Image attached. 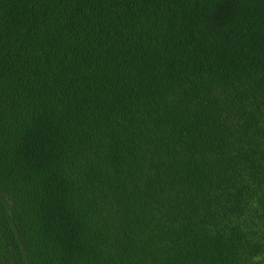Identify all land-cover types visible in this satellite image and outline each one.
I'll list each match as a JSON object with an SVG mask.
<instances>
[{"label":"trees","instance_id":"obj_1","mask_svg":"<svg viewBox=\"0 0 264 264\" xmlns=\"http://www.w3.org/2000/svg\"><path fill=\"white\" fill-rule=\"evenodd\" d=\"M0 264H264V0H0Z\"/></svg>","mask_w":264,"mask_h":264}]
</instances>
